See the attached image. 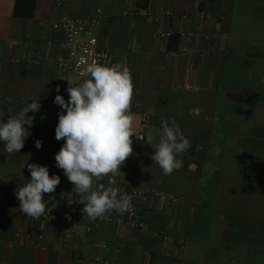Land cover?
Returning <instances> with one entry per match:
<instances>
[{
    "label": "crops",
    "instance_id": "0c3cea01",
    "mask_svg": "<svg viewBox=\"0 0 264 264\" xmlns=\"http://www.w3.org/2000/svg\"><path fill=\"white\" fill-rule=\"evenodd\" d=\"M160 9L173 15L146 21L145 12ZM132 10L138 14H124ZM63 14L98 18L97 46L111 51L110 65L130 70L134 131L143 139L132 137L133 154L112 186L157 192L150 209L137 200L143 229L100 221L88 231L78 213L83 205L68 202L71 182L55 161L64 141L55 138L63 110L54 100L64 97L65 84L55 64L63 33L52 22ZM161 31L171 34L162 39ZM184 47L187 53H177ZM69 77L73 84L87 78ZM34 99L40 110L27 113L34 121L25 125L24 147L8 154L0 142V264H97L95 255L110 264H264V134L257 132L264 119V0H0V110L16 115ZM161 118L174 119L190 142L178 157L184 166L170 175L151 159ZM26 162L62 179L53 200L62 210L57 219L20 211L15 192L31 180ZM97 183L107 187L108 178ZM169 194L176 199L168 201ZM65 230L71 234L62 238ZM39 232L44 248L36 246Z\"/></svg>",
    "mask_w": 264,
    "mask_h": 264
},
{
    "label": "clouds",
    "instance_id": "9594fccd",
    "mask_svg": "<svg viewBox=\"0 0 264 264\" xmlns=\"http://www.w3.org/2000/svg\"><path fill=\"white\" fill-rule=\"evenodd\" d=\"M89 78L73 85L67 80L69 98L66 102L62 95H56L54 103L63 111L58 114L55 138L64 143L55 155L56 167L74 185L71 194L77 196L78 203L87 222L110 212L124 214L131 209V197L121 194L112 185L117 177L124 176L121 166L133 154L135 119L131 112L134 85L130 70L120 64L111 66L93 62L82 73ZM192 91L198 92V87ZM59 93V87L56 88ZM40 110L39 100L34 99L26 107L12 115L0 110V142L6 153H18L30 135L28 128L33 126L34 117L28 112ZM200 109L190 110V115H198ZM8 115L7 122L3 117ZM28 126V128L25 127ZM160 140L151 159L159 165L165 175L184 166L182 156L189 148L190 142L182 133L180 126L173 119L161 118ZM137 137V136H136ZM142 140V137H137ZM42 141L37 140L35 147L40 149ZM220 149H215L219 155ZM27 163V162H26ZM31 180L16 189L19 209L32 219H39L48 205L55 200L44 194H52L60 184L59 175H50L46 166L27 163ZM195 165H188L189 171ZM108 178V186L99 181ZM70 219L71 217H67Z\"/></svg>",
    "mask_w": 264,
    "mask_h": 264
},
{
    "label": "built area",
    "instance_id": "2783aa9c",
    "mask_svg": "<svg viewBox=\"0 0 264 264\" xmlns=\"http://www.w3.org/2000/svg\"><path fill=\"white\" fill-rule=\"evenodd\" d=\"M100 11V9H98ZM124 14L136 15L138 11H125ZM173 15V12L170 9H160L157 12L147 11L144 14V17L147 22H159L162 19H169ZM184 17L186 15H183ZM52 25L56 28H60L63 33V48L64 53L55 61L57 67L62 70V75L60 76V81L65 84L64 88V99L68 101L69 95L66 91L68 87L67 80H70L69 75H73L75 77H87L83 76L82 73L84 69L93 62H98L104 65H110V60L112 58V53L107 48H99L97 46V38H96V27L99 25V19L96 17H75L63 14L58 19L52 22ZM170 31H161L157 35L162 39H167L170 36ZM186 36V35H184ZM187 39L192 40L193 34H187ZM134 51V48H131ZM166 54H169L165 50ZM187 48H182L177 53H187ZM172 52L171 54H177ZM28 62H35L38 63L40 60L38 59H28ZM88 78V77H87ZM71 81V80H70ZM72 82V81H71ZM73 83V82H72ZM75 85V84H73ZM50 175H53L49 172ZM63 183L62 179L60 178V184L57 186H61ZM74 185L71 183L70 188L68 191V202L69 204H75L78 201V197L72 193ZM121 194L127 193L131 197V209L129 212L124 214H119L116 212H110L105 214L103 217L97 218L96 221L89 223L87 225V230L91 229L92 225H96L97 222L100 221H111L118 225L132 228V229H143L145 226L144 220L141 216L137 200L142 199L144 202L147 203V208L150 209L154 198L157 195V192L140 187L133 183H126L125 185L119 186L117 188ZM50 196H56V193L46 194L47 199L49 200ZM168 201H173L176 198L169 194L167 197ZM50 210H46L44 213V217L50 220L57 219L60 215H62V210L53 204V201L48 205ZM83 208V207H82ZM78 209V213L83 215L81 209ZM160 235L168 240L170 239V235L164 231L160 230ZM19 233V231L17 232ZM71 234V231L65 230L61 231L60 235L62 238H67ZM45 234L43 232H39L37 237L38 241L36 246L44 248L45 246L42 244V240L45 238ZM26 237H30V233H27ZM178 242L181 246H184L187 241L186 239H179ZM12 245V243L10 244ZM102 248L106 251L110 250V246L106 243L102 244ZM94 260L97 264H110V260L104 256L95 255Z\"/></svg>",
    "mask_w": 264,
    "mask_h": 264
},
{
    "label": "rangeland",
    "instance_id": "374dc122",
    "mask_svg": "<svg viewBox=\"0 0 264 264\" xmlns=\"http://www.w3.org/2000/svg\"><path fill=\"white\" fill-rule=\"evenodd\" d=\"M249 129V128H248ZM257 132H258V135L259 136H261V134H259V132L260 133H262V134H264V119H260L259 121H258V130H257ZM262 137L263 138H261L262 140H261V142H260V146L262 147L263 146V148H264V135H262ZM260 138H258V140H259ZM260 141V140H259ZM259 260L261 261L262 260V258H261V256L259 257Z\"/></svg>",
    "mask_w": 264,
    "mask_h": 264
}]
</instances>
